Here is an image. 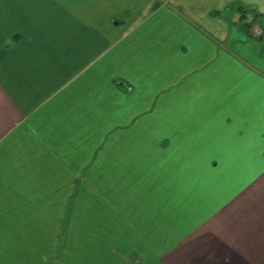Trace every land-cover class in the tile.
Wrapping results in <instances>:
<instances>
[{"label": "crops", "instance_id": "0c3cea01", "mask_svg": "<svg viewBox=\"0 0 264 264\" xmlns=\"http://www.w3.org/2000/svg\"><path fill=\"white\" fill-rule=\"evenodd\" d=\"M0 264H264V0H0Z\"/></svg>", "mask_w": 264, "mask_h": 264}, {"label": "trees", "instance_id": "16d2710c", "mask_svg": "<svg viewBox=\"0 0 264 264\" xmlns=\"http://www.w3.org/2000/svg\"><path fill=\"white\" fill-rule=\"evenodd\" d=\"M259 24H256V25H253V26H249V30H248V33H251V34H255L254 33V26H258ZM261 28V27H260ZM262 30V28H261ZM263 32V31H262ZM262 32L261 34H259L260 36L262 35Z\"/></svg>", "mask_w": 264, "mask_h": 264}, {"label": "built area", "instance_id": "2783aa9c", "mask_svg": "<svg viewBox=\"0 0 264 264\" xmlns=\"http://www.w3.org/2000/svg\"><path fill=\"white\" fill-rule=\"evenodd\" d=\"M261 32H262V30H261L259 25L254 27V33L261 34Z\"/></svg>", "mask_w": 264, "mask_h": 264}]
</instances>
